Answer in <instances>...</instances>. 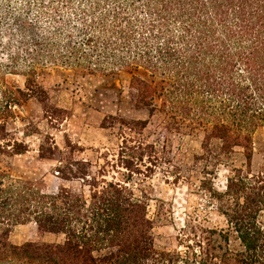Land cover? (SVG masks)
Segmentation results:
<instances>
[{
  "label": "trees",
  "instance_id": "1",
  "mask_svg": "<svg viewBox=\"0 0 264 264\" xmlns=\"http://www.w3.org/2000/svg\"><path fill=\"white\" fill-rule=\"evenodd\" d=\"M4 1L33 11L45 28L31 38L37 50L25 63L12 58L14 70L0 67V154L29 150L10 137L6 120L32 96L46 107L36 81L41 64L86 75L128 72L129 97L149 118L103 119L102 127L128 132L116 158L75 159L71 153L84 149L69 144L54 174L79 181L80 190L15 177L0 165V264H264V163L252 164L255 134L264 133V0ZM19 67L25 88L5 76ZM156 118L162 136L200 138V151L186 156L201 164L198 186L223 218L215 227L188 218L177 236L183 250L156 249L149 203L131 187L135 175L148 177L141 166L148 173L168 161L166 145L144 137ZM52 146L42 142L40 158L62 153ZM221 166L227 174L218 190L211 177ZM21 225L62 240L13 243Z\"/></svg>",
  "mask_w": 264,
  "mask_h": 264
},
{
  "label": "rangeland",
  "instance_id": "2",
  "mask_svg": "<svg viewBox=\"0 0 264 264\" xmlns=\"http://www.w3.org/2000/svg\"><path fill=\"white\" fill-rule=\"evenodd\" d=\"M0 0V67L15 69L12 58L25 63L28 51L36 53L37 47L31 38L39 39L43 24L36 23L33 11L16 8L14 2L6 8ZM5 7V9H4ZM2 9V12H1ZM16 73L6 74L9 83L25 88L27 73L23 67ZM36 81L46 92V107L32 96L23 105L15 107L14 115L6 120V130L10 137L28 145L24 154L9 157L0 154V165L13 176L29 180L43 179L49 184L57 180L65 186L80 190L76 180H60L54 174L58 157L67 155L71 146H76L75 159L98 160L108 155L116 158L123 135L128 132L119 128L102 127L103 119L115 115L133 119H148L146 108H138L129 97L131 74L128 72L99 73L86 75L75 68L61 63L41 64L37 68ZM158 118L144 131V137L157 146L166 145V152L157 167L147 173L135 175L131 182L137 196L146 198L149 215L153 220L152 236L158 250L182 249L177 236L188 218H193L208 227L223 225V218L217 211L214 200L198 186L201 164L187 158V154L200 151V138L182 133L160 135ZM42 142L52 148V143L62 151L52 159H42L39 148ZM72 150V149H71ZM264 163V133L259 130L254 137L253 169L258 170ZM147 164V162H145ZM179 175L176 176L175 167ZM194 168V169H193ZM227 169L218 168L211 177L216 189L223 190ZM13 243L21 244L29 240L61 241L62 236L45 234L38 236L28 226H18L12 232Z\"/></svg>",
  "mask_w": 264,
  "mask_h": 264
}]
</instances>
